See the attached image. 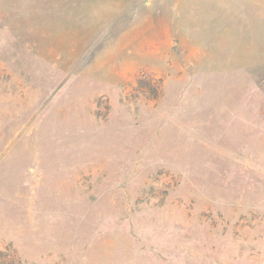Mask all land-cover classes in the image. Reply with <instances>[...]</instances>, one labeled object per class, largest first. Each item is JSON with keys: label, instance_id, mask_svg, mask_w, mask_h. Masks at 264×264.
Returning <instances> with one entry per match:
<instances>
[{"label": "rangeland", "instance_id": "obj_1", "mask_svg": "<svg viewBox=\"0 0 264 264\" xmlns=\"http://www.w3.org/2000/svg\"><path fill=\"white\" fill-rule=\"evenodd\" d=\"M173 1L0 0V264H264L252 6Z\"/></svg>", "mask_w": 264, "mask_h": 264}, {"label": "crops", "instance_id": "obj_2", "mask_svg": "<svg viewBox=\"0 0 264 264\" xmlns=\"http://www.w3.org/2000/svg\"><path fill=\"white\" fill-rule=\"evenodd\" d=\"M194 2V0H174L172 3L176 7L174 9L173 19L177 22H184L185 24L181 25V35L187 38L189 42L194 46L197 45V47L200 48H204V46H206L207 48L205 52L207 53V55H209L210 43L200 42L199 40L195 41V38L188 33V28H193L194 22H196V17H193V13L195 12V5H197V3ZM209 2L210 5H212L213 12L220 10H224V12H226L231 9H237L240 12L246 6H252L253 10L250 14V20H248L250 26L248 32L252 33V36L250 40H247L244 37L240 38V42L236 46V55H238V59L242 61V64H250V66L252 67L264 65V25L260 23V21L262 20V16H264V0H209ZM183 11L190 12V17L187 18L186 16H183ZM164 12H166L165 9ZM184 17H186L187 19H185ZM257 26L259 30L257 29ZM240 29L241 27L238 26V32L240 31ZM238 32L237 40L235 42H238L239 40ZM254 33L258 34L259 39L261 40V45L259 48H257V45L255 43ZM245 53H250V58H244Z\"/></svg>", "mask_w": 264, "mask_h": 264}]
</instances>
